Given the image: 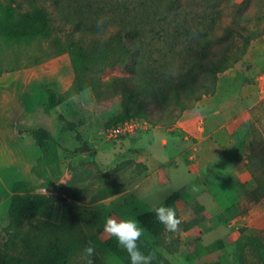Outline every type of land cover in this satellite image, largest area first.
I'll list each match as a JSON object with an SVG mask.
<instances>
[{
  "label": "rangeland",
  "instance_id": "obj_1",
  "mask_svg": "<svg viewBox=\"0 0 264 264\" xmlns=\"http://www.w3.org/2000/svg\"><path fill=\"white\" fill-rule=\"evenodd\" d=\"M19 1L30 9L28 0ZM72 1L77 19L78 9H85L96 28L100 20L99 28L110 24L108 37L117 33L115 25L126 22L127 8L139 19L151 2ZM12 2L0 0V6ZM38 3L51 12L53 37L9 42L3 31L13 26H0L1 67L21 66L0 75V88H8L4 99L13 96L15 101V150L0 153V241L9 223L14 182L29 180L38 194L57 195L59 183L76 175L81 193L78 199H68L73 213L68 223L79 243L70 264H124L107 243L111 237L104 233L106 219L119 216L139 221L141 214L161 203L176 209L183 221L181 230L170 233L163 227L158 236L147 230L143 237L160 251L166 264H264V0L183 1L190 8L215 5L222 10V27L217 29L210 54L226 65L219 73L216 91L180 117L172 106L174 123H148L146 129L114 139L108 136V129L119 124L114 122L122 111L119 99L98 105L93 91L87 89L58 107L67 119L62 121L42 107L38 119L28 108L27 96L20 97L25 80L37 88L44 82L30 76L51 72L65 78L74 74L70 56L58 55L52 47L54 37L67 31L56 18L53 1ZM38 59L42 61L34 63ZM126 74V66L116 64L102 76ZM36 124L48 126L60 145V179L47 189L42 187L44 179L32 173L42 152L25 127ZM193 185L199 186L198 192L191 191ZM176 193L179 196L167 203ZM62 215V203L57 202L33 219L30 234L38 235L47 219L60 223ZM89 241L95 246L91 257L84 253ZM20 250L13 248L8 255Z\"/></svg>",
  "mask_w": 264,
  "mask_h": 264
},
{
  "label": "trees",
  "instance_id": "obj_2",
  "mask_svg": "<svg viewBox=\"0 0 264 264\" xmlns=\"http://www.w3.org/2000/svg\"><path fill=\"white\" fill-rule=\"evenodd\" d=\"M28 1L29 10L24 9L19 0L0 6V26H13L3 31L9 42L21 44L31 39H48L55 34L51 12L38 0ZM52 1L57 20L67 30L63 36L54 37L52 47L56 54L70 56L75 77L64 93L58 92L54 82L42 84L45 113L58 114L60 120L66 121L58 107L91 89L98 105L119 99L122 111L115 117V123L144 119L152 125H168L174 123L170 116L175 108L180 117L204 96L215 93L219 73L226 66L210 57L211 45L216 40L214 36L222 27L219 7L183 6V1L190 0H151L139 19L133 18L127 8L126 22L115 25L117 33L108 37L110 24L96 28L85 9H78L80 18H76L77 10L72 7V0ZM249 42L246 39V43ZM41 61L38 59L34 63ZM116 64L125 65L127 74L104 79L105 69ZM20 67L3 69L0 65V75ZM25 131L42 152L32 173L44 179L42 187L50 188L60 179L59 142L53 132L43 126L25 127ZM77 136L81 139L80 133ZM36 190V185L29 180L13 184L9 223L3 228V241H0V264H70L74 259L79 239L68 223L73 214L68 199L80 196L81 184L77 176L59 183L57 195H41ZM175 196L179 195H172L166 202L171 203ZM57 202L63 206L60 223L47 219L40 233L32 236L28 227L33 219L52 209ZM139 221L155 236L164 227L152 211L141 214ZM107 243L124 264H131L115 237ZM138 246L145 254L155 253L152 264H166L160 251L145 237L140 238ZM18 247L21 248L19 253L8 255L9 250Z\"/></svg>",
  "mask_w": 264,
  "mask_h": 264
},
{
  "label": "clouds",
  "instance_id": "obj_3",
  "mask_svg": "<svg viewBox=\"0 0 264 264\" xmlns=\"http://www.w3.org/2000/svg\"><path fill=\"white\" fill-rule=\"evenodd\" d=\"M102 20L97 22V28L101 26ZM192 192H198L199 186L193 185ZM150 211L155 213L156 220L162 224L167 232H179L182 220L178 218L176 209L173 206H166L163 203ZM147 229L141 226L135 218H126L111 216L106 219L104 224V233L110 237H115L118 244L127 252L131 264H152L155 259V253L145 254L138 246V241ZM86 256L91 257L95 253L94 244L89 241L84 248ZM91 264V261L89 262Z\"/></svg>",
  "mask_w": 264,
  "mask_h": 264
},
{
  "label": "crops",
  "instance_id": "obj_4",
  "mask_svg": "<svg viewBox=\"0 0 264 264\" xmlns=\"http://www.w3.org/2000/svg\"><path fill=\"white\" fill-rule=\"evenodd\" d=\"M73 75H72V72L68 73V76H67L68 78L65 77L66 78L65 79V78L60 77V73L43 72L42 74L38 76H33V77L30 76V79L33 80V79L38 78L40 81L44 80L43 83L52 81L56 84L58 92L64 93L72 85L74 81V77H75V75L74 76ZM43 83H41L40 86ZM28 84L29 83H27L26 80L22 83L20 97L27 96L28 108L30 106L31 111L32 112L35 111V116L38 119H41V110H40L41 108L39 109V107H42L44 110L45 97L40 89V86L39 88L34 87L33 85H32L33 87H30ZM7 89L8 88L6 87L0 88V153L2 155L13 154L15 150V135H14L15 134V127H14L15 101H14L13 96L9 99H4V91ZM29 99H31V101H29ZM36 125L43 126L51 130L48 126H44L43 124H36ZM5 162H6V167H8L9 166L8 157H6ZM10 163L13 164V160H11ZM35 165L36 163L33 165V167Z\"/></svg>",
  "mask_w": 264,
  "mask_h": 264
},
{
  "label": "built area",
  "instance_id": "obj_5",
  "mask_svg": "<svg viewBox=\"0 0 264 264\" xmlns=\"http://www.w3.org/2000/svg\"><path fill=\"white\" fill-rule=\"evenodd\" d=\"M149 122L144 119H129L112 126L108 129V136L112 139L119 138L125 135H130L138 129H146Z\"/></svg>",
  "mask_w": 264,
  "mask_h": 264
}]
</instances>
